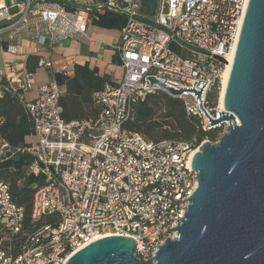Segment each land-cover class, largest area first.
Returning <instances> with one entry per match:
<instances>
[{
	"label": "built area",
	"instance_id": "2783aa9c",
	"mask_svg": "<svg viewBox=\"0 0 264 264\" xmlns=\"http://www.w3.org/2000/svg\"><path fill=\"white\" fill-rule=\"evenodd\" d=\"M247 4L155 0L148 15L140 11L142 0H0L3 54L17 53L16 45L5 42L19 31L39 29L36 23L49 34L39 33L37 42L56 44L86 35L88 24L107 10L125 16L112 44L122 75L93 93L99 106L95 117L61 118L62 89L54 76L73 74V56L37 59L36 68L46 70L49 79L33 99L25 96L32 85L29 74H17L12 65L0 70V94L19 89L33 123L31 140L23 146L10 145L0 132V163L28 153L33 156L28 173L41 177L29 229L24 208L0 180V264H64L99 235L132 237L138 263L155 264L157 246L175 236L167 229L180 223L197 186L191 161L201 142L147 140L123 124L134 102L166 93L162 83L183 90L177 98L187 115L198 117L202 130L212 129L207 116L216 118L220 109L209 107L206 93L225 66L216 57L233 58Z\"/></svg>",
	"mask_w": 264,
	"mask_h": 264
},
{
	"label": "water",
	"instance_id": "95a60500",
	"mask_svg": "<svg viewBox=\"0 0 264 264\" xmlns=\"http://www.w3.org/2000/svg\"><path fill=\"white\" fill-rule=\"evenodd\" d=\"M154 8L155 0H142L141 13ZM158 84L173 97L183 91ZM222 106L216 118L207 117L211 128L226 129L194 152L197 186L180 223L167 229L175 236L157 246L155 264H264V0H248ZM64 264H139L136 242L103 236Z\"/></svg>",
	"mask_w": 264,
	"mask_h": 264
},
{
	"label": "trees",
	"instance_id": "16d2710c",
	"mask_svg": "<svg viewBox=\"0 0 264 264\" xmlns=\"http://www.w3.org/2000/svg\"><path fill=\"white\" fill-rule=\"evenodd\" d=\"M68 7V6H67ZM125 23L121 13L107 10L99 15L94 24L104 29L119 30ZM37 55H29L26 59V70L34 71L29 62L37 61ZM57 83L62 89L59 97L61 118L66 121H80L95 117L99 106L93 100V93L101 90L105 83L111 82L107 74H98L96 67H90L88 62L76 64L71 75L55 74ZM220 89V81L206 93L210 108H215V96ZM20 90L9 88L0 94V132L12 146H23L31 140L33 123L29 116ZM219 94V93H218ZM132 115L123 124L128 130L139 132L147 140H191L197 143L204 139L214 141L218 137L220 127L202 130L199 118L187 115L182 101L162 91L148 93L143 99L137 100L131 106ZM33 156L28 153H18L11 159L0 163V180L10 185L12 199L24 208L25 227L31 228L30 215L34 192L41 184V177L28 173ZM49 220V218H46Z\"/></svg>",
	"mask_w": 264,
	"mask_h": 264
},
{
	"label": "crops",
	"instance_id": "0c3cea01",
	"mask_svg": "<svg viewBox=\"0 0 264 264\" xmlns=\"http://www.w3.org/2000/svg\"><path fill=\"white\" fill-rule=\"evenodd\" d=\"M36 25H39V29L28 32L19 31L14 34L13 39L5 42L6 44L16 45L17 53L3 54L0 50V70L6 65H12L17 74H29L32 85L31 89L25 94L26 99H33L37 95L38 86L49 79L46 70L36 68V61L28 64L34 66V71L28 72L26 70L25 64L29 55H37L38 58H57L61 55L73 56L77 64L88 62L91 68H97L98 74L105 73L112 81L121 77L122 69L114 58L112 48L119 30L104 29L90 23L84 36L67 38L56 44H50L49 42L39 44L37 42L38 34L41 33L46 37L49 34L43 29V23H36ZM109 31H116L117 33L109 34ZM30 139L29 136L26 137V140Z\"/></svg>",
	"mask_w": 264,
	"mask_h": 264
},
{
	"label": "bare ground",
	"instance_id": "6f19581e",
	"mask_svg": "<svg viewBox=\"0 0 264 264\" xmlns=\"http://www.w3.org/2000/svg\"><path fill=\"white\" fill-rule=\"evenodd\" d=\"M231 62H232V58L229 57V59L226 62L225 69L222 72L221 79H220V89H219V94H218V103H219V107H220L221 110H222V107H223L222 106V100H223L224 90H225V86H226V82H227V78H228ZM102 236H106V235H99V236H97L95 238H100Z\"/></svg>",
	"mask_w": 264,
	"mask_h": 264
},
{
	"label": "rangeland",
	"instance_id": "374dc122",
	"mask_svg": "<svg viewBox=\"0 0 264 264\" xmlns=\"http://www.w3.org/2000/svg\"><path fill=\"white\" fill-rule=\"evenodd\" d=\"M117 32L116 31H109V34H116ZM225 66H226V64H225ZM225 66L223 67V71H224V69H225ZM222 75V74H221ZM220 79H221V77H220ZM218 90H219V88H218ZM162 92H164V91H162ZM218 91H217V93H216V96H215V107L216 108H219L220 109V107H219V103H218ZM221 110V109H220ZM220 132H219V134H218V137H219V135L221 134V133H223L224 131H225V129H226V124H221L220 126ZM218 137L216 138V140H214V141H212V142H216L217 141V139H218ZM204 140H207V139H204Z\"/></svg>",
	"mask_w": 264,
	"mask_h": 264
}]
</instances>
